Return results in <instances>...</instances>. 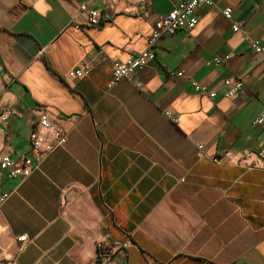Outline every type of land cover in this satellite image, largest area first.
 <instances>
[{"label": "crops", "instance_id": "1", "mask_svg": "<svg viewBox=\"0 0 264 264\" xmlns=\"http://www.w3.org/2000/svg\"><path fill=\"white\" fill-rule=\"evenodd\" d=\"M213 1L109 89L172 0H0V155L38 165L26 180L0 166L1 264H264V0ZM44 110L68 133L46 156L29 146Z\"/></svg>", "mask_w": 264, "mask_h": 264}, {"label": "built area", "instance_id": "2", "mask_svg": "<svg viewBox=\"0 0 264 264\" xmlns=\"http://www.w3.org/2000/svg\"><path fill=\"white\" fill-rule=\"evenodd\" d=\"M142 2H148L149 0H141ZM214 4L213 0H172V10L165 16H161L155 22L151 35L148 39L147 49L136 54L125 63H113L111 70V81L108 84V88L111 89L114 85L121 81L132 82L137 73L142 68L146 67L151 60L155 58L153 49L156 43L166 35H174L181 29L192 30L197 24L196 11L199 8H208ZM86 5L82 6V10H85ZM223 14L227 19H231L232 8L226 7L223 10ZM88 25L93 27H100L103 25V18L100 13L96 11L89 12ZM233 31L238 32L241 30L240 24L233 25ZM250 48L256 53H264V48L260 47L256 41H251ZM218 65L221 61L218 58L214 60ZM90 63H85L74 74L78 78L88 76L90 72ZM169 77L183 76L182 73L177 75L173 71L168 72ZM191 86L195 92L202 96L214 98L217 95L216 91H212L209 88L202 86L198 82L192 80ZM225 96L233 98L239 96L243 90V83L238 79H227L224 81ZM12 111L8 110L2 114L6 119ZM254 123L256 125L264 126V109L255 118ZM38 127L42 131L34 130L29 136V146L34 152L40 153L46 156L52 153L54 150L60 147H64L68 141V133L61 130L54 122L49 118L47 111H42L39 115ZM203 145H198L201 156L204 155ZM217 161V159H214ZM0 166L5 170L11 178H17L20 180L28 179L37 169L38 165H35L33 160L27 154H21L15 158L8 155H0ZM183 181V180H182ZM10 194L4 193L0 195V208L8 200ZM18 242H28L27 236H20ZM102 248L101 245H99ZM1 264V263H0ZM6 264H13L8 262Z\"/></svg>", "mask_w": 264, "mask_h": 264}]
</instances>
